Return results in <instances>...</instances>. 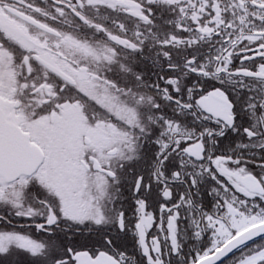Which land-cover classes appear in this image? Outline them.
Returning <instances> with one entry per match:
<instances>
[{
	"label": "snow or ice",
	"instance_id": "obj_1",
	"mask_svg": "<svg viewBox=\"0 0 264 264\" xmlns=\"http://www.w3.org/2000/svg\"><path fill=\"white\" fill-rule=\"evenodd\" d=\"M0 264H264V0H0Z\"/></svg>",
	"mask_w": 264,
	"mask_h": 264
}]
</instances>
